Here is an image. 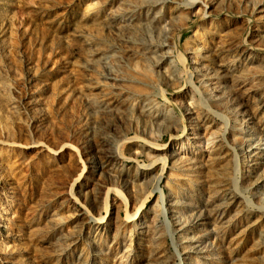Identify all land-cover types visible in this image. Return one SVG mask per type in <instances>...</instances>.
<instances>
[{
    "label": "rangeland",
    "instance_id": "obj_1",
    "mask_svg": "<svg viewBox=\"0 0 264 264\" xmlns=\"http://www.w3.org/2000/svg\"><path fill=\"white\" fill-rule=\"evenodd\" d=\"M0 217V264H264V0H0Z\"/></svg>",
    "mask_w": 264,
    "mask_h": 264
},
{
    "label": "bare ground",
    "instance_id": "obj_2",
    "mask_svg": "<svg viewBox=\"0 0 264 264\" xmlns=\"http://www.w3.org/2000/svg\"><path fill=\"white\" fill-rule=\"evenodd\" d=\"M94 12H97V10L96 11H94ZM95 164V163H94ZM107 207H108V205L107 204H105V207H104V209H105V211H107ZM0 220H1V217H0ZM0 226H1V221H0ZM153 238V237H152ZM157 238V237H156Z\"/></svg>",
    "mask_w": 264,
    "mask_h": 264
}]
</instances>
